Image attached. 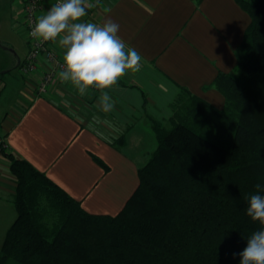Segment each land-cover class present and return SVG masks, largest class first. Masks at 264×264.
<instances>
[{
	"label": "trees",
	"instance_id": "1",
	"mask_svg": "<svg viewBox=\"0 0 264 264\" xmlns=\"http://www.w3.org/2000/svg\"><path fill=\"white\" fill-rule=\"evenodd\" d=\"M236 2L249 23L234 71L212 81L223 105L181 89L168 125L151 120L156 148L117 213L87 212L1 148L16 215L0 264H239L233 254L261 228L246 209L254 185L264 186V0Z\"/></svg>",
	"mask_w": 264,
	"mask_h": 264
},
{
	"label": "crops",
	"instance_id": "2",
	"mask_svg": "<svg viewBox=\"0 0 264 264\" xmlns=\"http://www.w3.org/2000/svg\"><path fill=\"white\" fill-rule=\"evenodd\" d=\"M83 18L120 25L118 35L142 56V67L106 90L111 110H102L101 90L85 96L58 79L38 94L39 72L0 68V142L46 174L90 213L115 214L138 183L137 171L156 148L151 120L168 125L171 103L182 88L215 106L224 98L212 81L234 71L249 23L236 0H90ZM27 44V43H26ZM51 48L62 56L63 49ZM45 68L47 64L43 65ZM15 182L0 152V246L15 219Z\"/></svg>",
	"mask_w": 264,
	"mask_h": 264
},
{
	"label": "clouds",
	"instance_id": "3",
	"mask_svg": "<svg viewBox=\"0 0 264 264\" xmlns=\"http://www.w3.org/2000/svg\"><path fill=\"white\" fill-rule=\"evenodd\" d=\"M94 5L88 0H58L39 16L28 36L41 43L56 42L64 50L63 69L58 72L62 82H70L79 95L90 88L101 90L102 110L108 111L113 102L106 90L111 89L129 72L142 67V56L118 35L120 25L111 19L102 24L83 18ZM248 198L246 215L261 225L247 239L239 253V264H264V186Z\"/></svg>",
	"mask_w": 264,
	"mask_h": 264
},
{
	"label": "built area",
	"instance_id": "4",
	"mask_svg": "<svg viewBox=\"0 0 264 264\" xmlns=\"http://www.w3.org/2000/svg\"><path fill=\"white\" fill-rule=\"evenodd\" d=\"M58 0H22V21L25 26V41L28 52L22 61L19 69L24 74H34L39 72V77L35 83L38 94H44L49 87L58 79V72L63 69L62 56L51 48L53 42L41 43L28 36L37 18L43 14ZM91 3L90 0H88ZM94 2V0H93ZM47 64L45 68L43 65ZM6 146L0 142V150Z\"/></svg>",
	"mask_w": 264,
	"mask_h": 264
},
{
	"label": "rangeland",
	"instance_id": "5",
	"mask_svg": "<svg viewBox=\"0 0 264 264\" xmlns=\"http://www.w3.org/2000/svg\"><path fill=\"white\" fill-rule=\"evenodd\" d=\"M21 11L22 0H0V68L3 60H9L12 54L16 55V60L19 58L21 61L26 54L25 26ZM18 69L19 67L16 66L10 71L17 79H20Z\"/></svg>",
	"mask_w": 264,
	"mask_h": 264
},
{
	"label": "water",
	"instance_id": "6",
	"mask_svg": "<svg viewBox=\"0 0 264 264\" xmlns=\"http://www.w3.org/2000/svg\"><path fill=\"white\" fill-rule=\"evenodd\" d=\"M0 45H1V43H0Z\"/></svg>",
	"mask_w": 264,
	"mask_h": 264
}]
</instances>
